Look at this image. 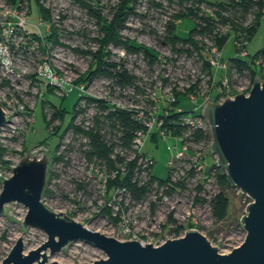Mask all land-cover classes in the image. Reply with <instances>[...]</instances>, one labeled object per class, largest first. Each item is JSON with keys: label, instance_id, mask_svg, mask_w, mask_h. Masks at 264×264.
Returning a JSON list of instances; mask_svg holds the SVG:
<instances>
[{"label": "built area", "instance_id": "1", "mask_svg": "<svg viewBox=\"0 0 264 264\" xmlns=\"http://www.w3.org/2000/svg\"><path fill=\"white\" fill-rule=\"evenodd\" d=\"M24 4L26 2L10 6L11 9L0 7V13L8 17L7 21L0 22V29L6 37L18 35L19 32L32 35L27 29ZM222 15L227 16L226 13ZM251 22L253 21L248 18L245 24ZM219 25H225L226 32H221ZM219 25L215 34H225L233 26L230 22H220ZM193 39L201 43V55L190 43H180L178 48L184 47L187 50H174V57L167 63L176 64L173 65V73H139L136 67L137 73L128 71L133 77L132 83L118 84V87L111 81L98 82L96 75L74 86L52 73L51 69H43L44 73H39L43 80H47V86L62 97L76 87L80 93L74 113L62 130L59 140L61 142L54 156L55 160L66 163L61 153L66 154L71 146H74V149L81 146L84 152L81 172L83 177L77 178L78 183L75 184L74 178L70 177L66 193L54 192L48 186L51 196H59L62 206L59 212L70 215L76 221L80 220L79 222L91 230L95 228L93 231L107 229L109 234L120 241H138L142 245L152 243L155 247L161 246L167 239L184 237L186 230L191 229V225L196 227L198 220L201 223L210 221L211 201L221 188L217 168L210 163L213 156L210 125L196 110L200 111L208 100L222 103L226 97L233 99L236 91L242 94L248 90L251 79L244 81L243 72L237 67H232L231 62L223 58L222 49L217 46L213 36L196 34ZM235 43L239 49L246 44L237 41ZM137 53L140 55V66L148 64L143 52L129 53V59L131 56L133 59L138 58ZM160 60L162 66H165L166 60L162 59L161 54ZM255 63L264 67L262 58ZM216 73H220V76L215 77ZM91 83L95 85L90 86ZM180 95L184 97V103L194 106L191 111L186 112L180 108ZM245 95H249V92ZM0 106L7 118L0 134L7 131L15 133L14 118L26 116L23 115L26 106L16 101L10 109L11 104L7 100H0ZM29 118L31 120V117ZM87 132L95 134L107 147L108 160L96 154L89 155L92 149ZM153 138L156 139V144L171 142L167 147L168 176L163 180L154 178V159L143 152L146 143L153 141ZM73 139H77L78 143L72 142ZM68 158L66 156L65 160ZM16 164H13L12 168ZM118 175L121 179L128 178L131 184L144 189L143 197L134 199L124 184L109 188V182L115 180ZM54 176L56 175L53 170L50 174L51 180ZM0 178L2 182L8 177H1L0 173ZM91 178L97 184L92 200L86 197L87 191L83 185L84 181L88 182ZM73 186L77 188L76 193L70 192ZM168 195L179 197V204L184 206L177 210L176 215L181 225L175 230H168L173 232L170 236L166 233L143 236L139 231L133 230V226L145 223L138 217L143 215V207L148 199L153 196L165 201Z\"/></svg>", "mask_w": 264, "mask_h": 264}, {"label": "rangeland", "instance_id": "2", "mask_svg": "<svg viewBox=\"0 0 264 264\" xmlns=\"http://www.w3.org/2000/svg\"><path fill=\"white\" fill-rule=\"evenodd\" d=\"M119 1L41 0L43 6L50 10L51 21L43 19L37 12V7L34 4L31 7L26 1L23 10L26 12L27 29L31 31V34L36 33L40 37V41L32 39V35L28 36L24 32L6 37L0 29V100L10 101V109L13 108L12 104L16 101L26 106V111L23 114L26 116L19 119L14 118L16 132L9 133L7 131L0 134V145L6 150L2 156L3 162H0L1 177L6 176L9 178L12 175V165L16 164L26 153L41 156L43 154L49 155L50 164L47 176L54 170L56 176L52 178L49 185V188L54 192H68L67 187L71 181L70 177L74 178V184L78 183L77 178L83 177L81 172L84 152L81 146H78L77 149L71 146L66 154L61 153L64 155L66 163L55 160L54 156L56 145L61 142L59 140L62 130L71 118V112L80 97V93L76 87L69 94L62 97L53 88L47 86V80H43L39 73L51 69L52 73H56L59 78L77 86L76 80L80 75L86 73L96 61L94 54L100 48L99 39L102 36L99 27V16L110 19L113 7ZM197 4H194L192 0L182 4L179 0H136L135 13L128 17L126 26L120 34L123 39L134 41L139 45L158 51L162 59L166 60L165 66H162L160 62L154 66L145 64L141 67L139 53H137L138 58L133 59L131 56L129 59L130 54L125 48L115 45H109L105 49V51L111 53L108 61L122 63L130 73H137L136 67L139 73H159L161 75L163 73H173V65L176 64L169 63L167 65L170 58L175 55L172 45L165 41L168 22H174V15L185 12V9L189 7L199 6L200 15L215 16V11H219L217 7L207 2ZM10 6L7 0H0L1 8L11 9ZM234 15V18L237 19H233L235 24L243 22L242 19L245 17ZM256 17V12L247 15V19L249 18L251 21H256ZM176 26L177 34L181 37H187L193 28V23L191 19H181L176 22ZM52 28L57 31L58 38L54 40L52 37V41L46 39L42 41L43 37L51 34ZM220 31L226 32L225 25L220 26ZM262 49H264V13L257 31L242 49L237 50L235 33L230 32L229 39L222 48V54L226 61L237 57L250 61L251 57ZM258 73L257 76L263 78L264 67H261ZM243 74L244 81H250L249 73ZM219 76L220 73H216L215 77ZM95 79L98 82L111 81L114 86H119L115 83L114 78L110 76L100 75ZM92 85L95 84L91 83L90 86ZM252 85L253 81L249 83L248 90L242 92V94L250 92ZM237 94L241 93L236 91L234 96ZM53 107H63L66 110L63 126L55 134H52L53 128L55 126L59 127L61 121L55 120L50 126L47 125V121L53 117ZM193 107V105L186 104L183 101L180 103V108L186 112L191 111ZM198 112H201V109L200 111L197 109L196 113ZM29 117H31V120ZM45 140L46 143L44 144L42 141ZM72 142L77 144L78 140L73 139ZM168 145H171V142L156 144L153 141H148L143 149L145 154L154 159L152 174L159 179H166L168 176L166 165ZM66 156L69 157L68 160H65ZM216 159V156L213 155L210 163H216ZM83 185L87 191L86 197L92 200L96 193L97 184L91 178L88 182L84 181ZM1 191L0 178V193ZM76 191L77 188L73 186L70 192L76 193ZM227 193L230 197L227 218L223 221H217L214 215H211L209 222L201 223L198 220L195 227L206 236L213 246L218 247L219 252L222 254L230 253L244 241L246 231L243 228L241 218L246 214V206L252 201L236 187L233 190H228ZM42 200L51 210L56 212L61 210L59 196L54 194L46 196ZM178 200L179 197L175 195H168V199L165 201L152 196L143 207V215L138 217L146 224L133 226L135 228L133 230L139 231L138 233L143 236H154V234L160 233H164V235L166 233L167 236H170L173 232L168 230H175L181 225L176 215L177 210L182 209L184 206L181 203L179 204ZM26 214L27 208L22 204L5 205V212L0 215V264L9 255L19 237H23L25 253L38 248L47 241V235L43 231L36 228H23L22 221ZM182 226L184 225L182 224ZM92 230H95V228H92ZM101 230L103 231H100V233L113 237L107 229ZM47 254L49 255L48 264H52L54 261L59 264L92 263L106 258L104 252L83 242L66 246L52 256L49 250Z\"/></svg>", "mask_w": 264, "mask_h": 264}, {"label": "water", "instance_id": "3", "mask_svg": "<svg viewBox=\"0 0 264 264\" xmlns=\"http://www.w3.org/2000/svg\"><path fill=\"white\" fill-rule=\"evenodd\" d=\"M7 20L0 13V22ZM200 114L210 125L211 153L217 158V166L225 171L229 185L252 200L241 218L246 236L238 247L222 254L194 228L186 230L184 237L167 239L158 247L152 243L120 241L93 231L43 203L50 157L26 153L12 168V175L1 182L0 215L7 204L24 205L27 214L23 228L43 231L47 241L25 253L23 237H19L2 264H48V250L52 256L77 242L91 245L106 255L81 264H264V79L254 78L249 95L226 97L222 103L206 101ZM6 123V114L0 106V129Z\"/></svg>", "mask_w": 264, "mask_h": 264}, {"label": "trees", "instance_id": "4", "mask_svg": "<svg viewBox=\"0 0 264 264\" xmlns=\"http://www.w3.org/2000/svg\"><path fill=\"white\" fill-rule=\"evenodd\" d=\"M28 2L30 6L32 7V4H34L37 7V12L39 15L45 19L46 21H51V15L50 10L45 8L43 4L41 3V0H7V3L11 6H17L19 4H23L25 2ZM135 1L136 0H120L119 3L113 7L112 10V17L110 19H106L99 16V27L101 31V38L99 39L100 48L97 53L94 54V58L96 59L95 63L88 69L86 73H83L80 75V77L76 80V83H81L84 81H87L91 79L93 76H110L113 77L115 82L119 85H125L130 84L133 81V77L128 74L127 69H125L124 65L122 63H113L109 62L111 53L109 51H105V49L109 45H115V46H122L125 48V50L128 53H134V52H143L146 59L148 60V64L150 66H154L157 63H160V53L154 49L148 48L143 45H139L135 43L134 41H130L128 39H123V36L120 34L121 30L125 28L128 17L131 14L135 13L136 7H135ZM182 3H185L189 0H179ZM194 4L198 5L197 3H203L207 2L212 6H215L219 9V11H215V16H209V15H200L201 10L199 9V6L189 7L185 9V12H180L176 15H174V22H168L167 24V36L165 38V41L167 43H170L172 45V48L176 51H186L187 49L184 47H181L180 49L178 46L180 43H190L192 45V48L197 50L199 54L201 55V43L194 41L193 36L196 34H208L214 37V40L217 44V46L222 49L229 39L230 32L235 33V41L241 42V43H247L252 36L257 31V28L260 24V21H262V14L264 13V0H192ZM217 9V10H218ZM92 10V9H91ZM257 13L256 21H253L249 24H245L247 22V15L250 13ZM222 13H226V17L222 15ZM239 15L238 17H245L243 22L241 23H233V19H235V15ZM181 19H191L193 23V28L190 30L187 37H181L179 34H177V26L176 22H178ZM237 20V19H235ZM245 20V21H244ZM220 22H230L232 23V27L229 31L225 34H221L220 32H217L215 34V31L218 28V25ZM32 39L39 40L40 37L38 35L32 34ZM52 37L54 40L58 38L57 31L52 28L51 34L48 36L43 37V40L46 39L47 41H52ZM239 51L240 49L237 48ZM188 53H191L188 51ZM264 59V49L258 51L255 55L251 57V60H245L242 58H232L229 61L231 62L232 67H237L240 72L249 73V76L251 78V81L254 80V77L257 76L259 73L258 71L261 69L260 66H258L255 62L258 59ZM242 73V75H244ZM264 79V77H263ZM179 102L181 103L184 101V97L182 95L178 96ZM76 106V105H75ZM75 106L71 112V116L74 113ZM54 114L53 117L47 121V125L50 126L53 121L60 120L61 125L59 127H54V131L52 134L58 133L61 127L63 126L64 117L66 115V110L63 107L54 108ZM135 126L132 124V128ZM86 135L89 136L91 142V149L92 151L89 153V155H97L101 158L108 160L109 151L107 147L101 142L99 137H97L92 132H87ZM154 142H157L155 138L152 139ZM44 144L45 141H42ZM58 145H56L57 147ZM5 149L0 146V162L2 161V156L5 153ZM214 167L217 168V178L218 183L220 185V192L215 195L211 201L212 206V215H214L215 219L217 221H223L228 216V210L230 206V197L227 193L228 190H233L235 187H232L229 185L226 174L223 169L217 166L216 163H214ZM155 179H158L154 177ZM50 174L47 176V185L45 188V195L50 196V189L48 188L50 183ZM163 180V179H159ZM120 184L126 185L129 190L132 193V196L134 199L139 200L143 197L145 194L144 189H140L137 187V185L131 184L128 178H120V175L117 176V178L111 182H109V188L114 187L115 185L118 186ZM250 201V200H249ZM195 227L193 225L190 226V228Z\"/></svg>", "mask_w": 264, "mask_h": 264}]
</instances>
